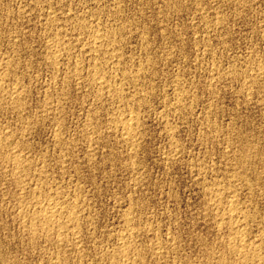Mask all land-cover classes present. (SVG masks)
<instances>
[{
  "label": "rangeland",
  "instance_id": "rangeland-1",
  "mask_svg": "<svg viewBox=\"0 0 264 264\" xmlns=\"http://www.w3.org/2000/svg\"><path fill=\"white\" fill-rule=\"evenodd\" d=\"M244 261L264 264V0H0V264Z\"/></svg>",
  "mask_w": 264,
  "mask_h": 264
},
{
  "label": "bare ground",
  "instance_id": "bare-ground-1",
  "mask_svg": "<svg viewBox=\"0 0 264 264\" xmlns=\"http://www.w3.org/2000/svg\"><path fill=\"white\" fill-rule=\"evenodd\" d=\"M83 25H84V24H83ZM95 33H96V32H95ZM109 33H110V32H109ZM103 34H104V33H103ZM97 37H98V36H97ZM100 37H101V36H100ZM109 37H110V36H109ZM110 38H111V37H110ZM96 40H97V39H96ZM103 40H104V39H103ZM111 40H112V38H111ZM104 41H106V40H104ZM63 45H64V44H63ZM103 45H104V44H103ZM106 45H107V44H106ZM56 48H57V47H56ZM110 48H111V47H110ZM58 50H59V49H58ZM98 51H99V50H98ZM109 51H110V50H109ZM102 55H103V54H102ZM56 57H57V56H56ZM115 57H116V56H115ZM118 58H119V57H118ZM53 62H54V61H53ZM94 67H95V66H94ZM261 68H262V67H261ZM262 69H263V68H262ZM94 71H95V70H94ZM95 72H96V71H95ZM97 72H98V71H97ZM261 73H263V72H261ZM97 74H98V73H97ZM135 74H136V73H135ZM100 75H101V74H100ZM125 75H126V74H125ZM95 76H96V75H95ZM127 76H128V75H127ZM98 77H99V75L97 76V78H98ZM129 77H130V76H129ZM101 78H102V77H101ZM103 78H105V77H103ZM123 78H124V77H123ZM130 78H131V77H130ZM93 80H96V79L93 77ZM98 80H99V78H98ZM102 80H103V79H102ZM134 80H135V79H134ZM100 81H101V80H100ZM95 82H96V81H95ZM101 82H103V81H101ZM98 83H99V82H98ZM99 84H100V83H99ZM112 86H113V85H112ZM1 89H2V88H1ZM16 89H17V88H16ZM111 89H112V88H111ZM19 91H20V90H19ZM115 92H116V91H115ZM16 98H17V97H16ZM10 101H11V100H10ZM14 105H15V104H14ZM16 105H17V104H16ZM136 115H137V114H136ZM124 117H125V116H124ZM132 117H133V116H132ZM132 117H131V118H132ZM131 118H130V119H131ZM133 118H134V117H133ZM135 118H136V116H135ZM122 120H123V119H122ZM134 121H135V120H134ZM122 122H124V121H122ZM136 127H137V126H136ZM124 128H125V130H126V133L130 135L131 131L133 130V119H131V120L128 121V122H125V123H124ZM135 129H136V128H134V131H133V132H135ZM122 130L124 131V129H122ZM120 134H121V133H120ZM131 135H133V134H131ZM135 135H136V134H135ZM127 136H128V135H127ZM136 136H137V135H136ZM132 137H133V136H132ZM127 139H129L130 142H131V138H128V137H127ZM7 140H8V139H7ZM126 141H127V140H126ZM1 142H2V141H1ZM132 142H133V141H132ZM135 142H136V141H135ZM128 143H129V142H128ZM136 143H137V142H136ZM12 156H13V155H12ZM15 158H16V157H15ZM18 159H19V158H18ZM14 160H15V159H14ZM16 160H17V159H16ZM16 160H15V161H16ZM14 166H15V165H14ZM24 167H25V166H24ZM16 169H17V168H16ZM18 169H19V168H18ZM18 169H17V170H18ZM24 171H25V170H24ZM34 197H35V196H34ZM37 197H38V196H37ZM37 200H38V199H37ZM220 200H221V199H220ZM34 201H35V200H34ZM44 202H45V201H44ZM233 202H234V201H233ZM232 204H233V203H232ZM35 205H36V204H35ZM37 205H38V203H37ZM60 205H61V204H60ZM217 205H218V204H217ZM40 207H41V206H40ZM42 207H43V206H42ZM52 207H55V206L53 205ZM44 208H45V207H44ZM48 208H49V207H48ZM51 209H52V208H51ZM54 209H55V208H54ZM228 209H229V208H228ZM232 209H233V207H232ZM34 210H35V209H34ZM40 210H41V209H40ZM43 210H44V209H43ZM45 210H46V209H45ZM49 210H50V209H48V211H49ZM58 210H59V208H58L56 211H58ZM60 210H62V208H60ZM69 210H70V209H69ZM233 210H234V209H233ZM35 211H36V210H35ZM56 211H55V212H56ZM64 211H65V210H64ZM230 211H231V209H230ZM235 211H236V210H235ZM33 212H34V211H33ZM41 212H42V210H41ZM58 212H59V211H58ZM58 212H57V213H58ZM73 212H75V211H73ZM73 212L70 213V214H72V215L74 216ZM227 212H228V211H227ZM59 213H61V212H59ZM232 213H233V212H232ZM53 214H54V210H51V212H49V213L47 212V214L45 215V217L48 218V219H50V218L52 217ZM55 214H56V213H55ZM39 215H41V214H39ZM59 215H60V214H59ZM228 215H229V214H228ZM35 216H36V215H35ZM68 216H69V213H68ZM68 216H67V218H68ZM73 216H71V217H73ZM76 216H77V215H76ZM125 216H126V215H125ZM230 216H231V215H230ZM38 217H39V216H38ZM45 217H44V218H45ZM54 217H55V216H53L52 218H54ZM74 217H75V216H74ZM74 217H73V218H74ZM127 217H128V216H127ZM132 217H133V216H132ZM42 218H43V217H42ZM46 218H45V219H46ZM73 218H71V219H73ZM233 218H234V217H233ZM244 218H245V217H244ZM68 219H70V217H69ZM68 219H66V220H68ZM126 219H128V218H126ZM39 220H40V219H39ZM41 220H42V219H41ZM41 220H40V221H41ZM73 220H74V219H73ZM129 220H130V219H129ZM129 220H127V221H129ZM36 221H37V220H36ZM43 221H44V220H43ZM50 221H51V220H50ZM50 221H48V222H50ZM54 221H55V219H54ZM54 221H53V223L56 222V221H55V222H54ZM70 221L72 222V220H70ZM124 221H125V220H124ZM66 222H67V221H66ZM53 223H51V224H53ZM41 224H42V223H41ZM60 224H61V223H60ZM60 224H59V225H60ZM74 224H75V223H74ZM233 224H234V223H233ZM64 226H65V225H64ZM70 226H71V225H70ZM46 227H48V226H46ZM60 227H61V226H59V228H60ZM127 227H128V226H127ZM32 228H33V227H32ZM68 228H69V227H68ZM131 229H132V228H131ZM36 230H37V229H36ZM133 230H134V229H133ZM238 230H239V229H238ZM60 231H61V230H60ZM134 231H135V230H134ZM239 231H240V230H239ZM30 232H31V231H30ZM62 232H64V231H62ZM59 233H60V232H59ZM135 233H136V232H135ZM233 233H234V232H233ZM236 233H237V232H235V234H236ZM235 234H233V235L235 236ZM240 234H241V233H240ZM240 234H239V235H240ZM59 235H60V234H59ZM59 235H58V236H59ZM61 235H62V233H61ZM61 235H60V236H61ZM133 236H134V235H133ZM234 236H233V237H234ZM237 236H238V234H237ZM122 237H125V236L122 235ZM125 238H126V237H125ZM236 238H237V237H236ZM239 238H240V237H239ZM239 238H238V239H239ZM241 238H242V237H241ZM60 239H61V238H60ZM234 239H235V238H234ZM238 239H237V240H238ZM243 239H244V238H242V240H243ZM62 240H63V239H62ZM231 240H232V239H231ZM124 241H125L124 243H126V241L128 242L129 240L127 239V240H124ZM238 241H240V240H238ZM227 242H228V241H227ZM242 242H243V241H242ZM247 242H248V241H247ZM121 243H122V241H121ZM124 243H123V244H124ZM236 243H237V242H236ZM239 243H240V242H239ZM239 243H238V247H239ZM126 244H127V243H126ZM240 244H241V246H240V248H241V247H242V243H240ZM228 245H229V244H228ZM236 245H237V244H236ZM251 246H252V245H251ZM126 247H128V245H127ZM133 247H134V246H133ZM238 247H237V249H238ZM243 247H244V246H243ZM243 247H242V248H243ZM247 247H249V246H247ZM247 247H246V248H247ZM124 248H125V247H124ZM130 248H131V246H130ZM130 248H129V249H130ZM227 248H228V247H227ZM240 248H239V251H240L239 254H242V255H243V253L241 252V249H240ZM235 249H236V248H235ZM243 249H244V248H243ZM251 249H252V248H251ZM135 250H136V249H135ZM230 250H231V247H230ZM157 251H158V250H157ZM224 251H225V250H224ZM249 251H250V250H249ZM125 252H126V251H125ZM227 252H228V251H227ZM252 252H253V251H252ZM126 253H127V252H126ZM138 253H139V252H138ZM254 253H255V252H254ZM254 253H253V254H254ZM122 254H123V252H122L120 255L122 256ZM128 254H129V253H128ZM139 254H141V253H139ZM144 254H145V253H144ZM235 254H238V253L235 252ZM123 255H124V254H123ZM126 255H127V254H126ZM132 255H133V254H132ZM136 255H137V254H136ZM141 255H142V254H141ZM221 255H222V254H221ZM228 255H229V254H228ZM109 256H110V255H109ZM109 256H108V257H109ZM113 256H114V255H113ZM121 256H120V257H121ZM144 256H145V255H144ZM222 256H224V255H222ZM229 256H230V255H229ZM245 256H246V255H245ZM250 256H252V255H250ZM253 256H254V255H253ZM260 256H261V255H260ZM110 257H111V256H110ZM140 257H141V256H140ZM234 257H235V256H234ZM255 257H256V256H255ZM112 258H115V257H112ZM123 258H124V257H123ZM144 258H145V257H144ZM232 258H233V257H232ZM248 258H250V257H248ZM252 258H253V257H252ZM252 258H251V259H252ZM256 258H257V257H256ZM142 259H143V257H142ZM218 259H219V258H218ZM222 259H223V258H222ZM234 259H235V258H234ZM239 259H240V258H239ZM254 259H255V258H254ZM257 259H259V256H258ZM130 260H131V259H130ZM223 260H224V259H223ZM232 260H233V259H232ZM232 260H231V261H232ZM243 260H244V258H243ZM252 260H253V259H252ZM252 260H251V261H252ZM260 260H261V258H260ZM121 261H122V260H121ZM127 261H128V260H127ZM248 261H249V260H248ZM251 261H249V262H251ZM254 261H255V260H254ZM254 261H252V262L254 263ZM261 261H262V260H261ZM119 262H120V260H119ZM124 262H125V260H124ZM223 262H224V261H223ZM234 262H235V261H234ZM244 262H245V261H244ZM256 262H257V260H256ZM262 262H263V261H262ZM116 263H117V262H116ZM237 263H238V262H237ZM259 263H260V262H259ZM229 264H231V263H229ZM244 264H246V262H245ZM260 264H261V263H260Z\"/></svg>",
  "mask_w": 264,
  "mask_h": 264
}]
</instances>
